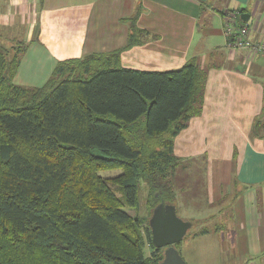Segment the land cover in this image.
Returning <instances> with one entry per match:
<instances>
[{
  "label": "trees",
  "instance_id": "obj_1",
  "mask_svg": "<svg viewBox=\"0 0 264 264\" xmlns=\"http://www.w3.org/2000/svg\"><path fill=\"white\" fill-rule=\"evenodd\" d=\"M136 19L124 49L142 32ZM22 50L0 46V264H160L149 226L123 208H138L144 185L149 217L173 204L174 138L202 111L208 69L195 57L168 72L123 69L114 51L58 63L29 88L13 81ZM250 136H264V107Z\"/></svg>",
  "mask_w": 264,
  "mask_h": 264
},
{
  "label": "crops",
  "instance_id": "obj_2",
  "mask_svg": "<svg viewBox=\"0 0 264 264\" xmlns=\"http://www.w3.org/2000/svg\"><path fill=\"white\" fill-rule=\"evenodd\" d=\"M238 11L248 15L249 40L264 41V0H0V45L23 46L13 81L29 88L90 54L119 51L121 68L141 72L197 58L208 69L202 111L173 142L181 164L202 166L206 177L203 206L186 213L212 223L214 264H264V136H250L264 107V55L228 45L224 14ZM134 16L142 32L124 49ZM209 237L203 229L199 238ZM175 248L186 264H213Z\"/></svg>",
  "mask_w": 264,
  "mask_h": 264
},
{
  "label": "rangeland",
  "instance_id": "obj_3",
  "mask_svg": "<svg viewBox=\"0 0 264 264\" xmlns=\"http://www.w3.org/2000/svg\"><path fill=\"white\" fill-rule=\"evenodd\" d=\"M3 46V45H0ZM4 47V46H3ZM19 47V48H17ZM23 46H15L11 47L14 49H10L5 47L6 50L12 52L15 50L21 49ZM13 55L12 53H8V58ZM258 55V54H256ZM264 55V54H262ZM215 59L212 60V64L219 65L221 63L220 58L216 55ZM206 61L210 62V60L206 59ZM201 161V160H200ZM199 162V161H197ZM190 163V162H189ZM187 162L180 164L176 171L169 175L166 181L168 182L169 190L165 192L166 198L170 196V191H172V196L174 199V204L176 206V214L179 219L193 222L192 227L186 233L183 241L177 244L181 251L185 250V256L193 257L196 261L202 260L204 262L213 263V252H214V229L210 228L212 223H201L204 221L201 216L193 215V213H197L200 211L202 204V196L205 194V174L203 167L198 164L195 166L194 162H191L190 165ZM120 171L112 170L102 172L101 175L105 178L114 177L119 174ZM170 184L172 185V189L170 190ZM111 186V185H110ZM112 190L116 191L117 188L111 186ZM148 188L144 185L140 188L138 194V208L135 210L129 209L128 207H124L123 211L128 215L137 218L141 222V226L139 229L143 232L145 227L149 226V212L145 207V201L147 199V190ZM119 195V194H118ZM193 213L187 214L186 212ZM192 216V217H191ZM200 218V219H199ZM203 229H207L210 232V237L208 239H201V232ZM197 234V236H196ZM144 253L146 256L150 254V250L148 248L144 249ZM192 254V255H191ZM191 255V256H190ZM187 260V259H186ZM188 264H191L187 260ZM214 264V263H213Z\"/></svg>",
  "mask_w": 264,
  "mask_h": 264
},
{
  "label": "water",
  "instance_id": "obj_4",
  "mask_svg": "<svg viewBox=\"0 0 264 264\" xmlns=\"http://www.w3.org/2000/svg\"><path fill=\"white\" fill-rule=\"evenodd\" d=\"M240 19L246 22L248 15L241 14ZM149 228L152 245L163 250L160 264H186L175 245L184 239L191 223L178 218L174 205L160 200L152 211Z\"/></svg>",
  "mask_w": 264,
  "mask_h": 264
},
{
  "label": "built area",
  "instance_id": "obj_5",
  "mask_svg": "<svg viewBox=\"0 0 264 264\" xmlns=\"http://www.w3.org/2000/svg\"><path fill=\"white\" fill-rule=\"evenodd\" d=\"M249 28L240 25L235 13L227 14L224 18L223 33L232 49H248L252 54H264V41L251 42Z\"/></svg>",
  "mask_w": 264,
  "mask_h": 264
}]
</instances>
